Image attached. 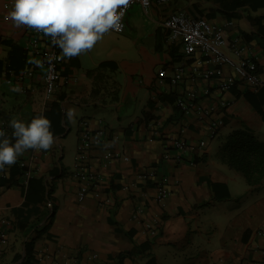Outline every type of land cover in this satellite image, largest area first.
<instances>
[{
	"label": "crops",
	"instance_id": "1",
	"mask_svg": "<svg viewBox=\"0 0 264 264\" xmlns=\"http://www.w3.org/2000/svg\"><path fill=\"white\" fill-rule=\"evenodd\" d=\"M177 10L224 25L230 41L241 38L264 77V0H153L148 11L135 3L126 14L124 30L115 36L116 42L107 54L96 48L98 60L81 77L85 53L64 59L53 101L62 105L66 131L54 136L50 149L27 150L17 158L30 160L35 152L32 177L54 185L52 199L47 194V203L34 200L26 204V192L20 186L23 176L12 174L13 165L1 172L0 219H9L12 226L0 264H45L49 255L52 264H264V238L256 234L264 226V186L253 189L218 156L234 130L224 131L235 115L232 107L222 111L223 125L215 139L196 152H187L181 161L176 159V138L196 143L208 133L195 111L184 114L172 99L189 88H197L204 97L208 86L213 98L221 97L214 81L192 80V60L187 58L185 79L178 84L170 82L184 53L170 40L164 21ZM7 16L2 14L0 24V131L11 138V120L27 125L44 115L53 101L41 105L44 71L30 69L27 28L15 27ZM15 43L26 52L21 70L9 64L11 44ZM107 60L111 62L103 64ZM162 67L166 70L164 80L158 77ZM10 69L24 74L26 82L32 81V89L14 91L8 82L13 78ZM247 91L236 88L225 96L234 100L231 106L236 98L245 99L262 118L246 98ZM262 91L250 92L261 95ZM82 108L87 114H80ZM86 125L92 131L105 129L107 136L89 151L85 164L91 176L90 191L81 200L82 183L75 171L77 151L72 164L66 149L72 131L77 143ZM109 151L113 157L106 156ZM61 158L65 174L52 176L57 165L62 167ZM147 169L154 170L153 178L139 180L138 174ZM164 177L169 179L171 193L159 199L157 184ZM215 183L223 186L214 189ZM226 188L229 196L217 199ZM48 209L41 223L32 228ZM153 227L157 234L150 231ZM28 239H33L29 253ZM145 243L147 248L142 247ZM123 252L132 254L120 260Z\"/></svg>",
	"mask_w": 264,
	"mask_h": 264
},
{
	"label": "built area",
	"instance_id": "2",
	"mask_svg": "<svg viewBox=\"0 0 264 264\" xmlns=\"http://www.w3.org/2000/svg\"><path fill=\"white\" fill-rule=\"evenodd\" d=\"M157 1L165 3L174 0ZM135 3H140L148 11L153 4V0H129L128 5L123 9L120 29L113 30L114 32H122L124 30L126 14ZM12 6L13 0H0V24L3 21L2 14H9ZM164 26L169 30L170 40L180 45L184 53V58L176 66L174 74L170 77V82L178 84L185 79L187 58L192 60L190 71L192 80H204L209 83L214 81V88L221 95L219 98H213L212 87L208 86L204 97L200 96L197 88H189L176 98L175 104L184 114L195 111L199 121L204 122L208 133L207 137L200 139L196 143L189 142L181 137L174 140V149L178 151L176 159L181 161L187 152H196L206 147L210 140L215 139L219 135L223 125L222 111L234 101L231 98H227L225 94L233 92V89L236 88L259 91L264 88V77L260 72L258 61L247 55V48L243 44L242 39L236 38L230 41L226 36L224 25L213 19L206 16L192 17L184 10H177L167 16ZM27 33L29 38L26 52L30 69L37 67L44 71L42 106L46 107L53 100L59 88L62 78L61 66L65 58H62L60 48L54 45L51 38L45 36L43 32L27 29ZM207 64L212 65L206 66ZM9 71L13 78H10L8 82L14 85L15 88H19L25 93L32 89L33 82H26L24 74H17L13 69ZM165 76L166 70L162 67L158 71V77L164 80ZM205 98L208 103H205ZM79 136L75 171L82 183L78 193L79 199L83 200L90 191L89 178L91 177L86 172L85 162L89 159L90 149L94 145L102 144L107 133L105 129L92 131L86 125ZM106 156L113 157L114 154L109 151ZM34 158L35 152L33 151L30 155V160L22 159L20 162V166L24 169L25 186H28L35 171V166L32 162ZM154 175V170L147 169L138 174V179L149 181ZM170 193L169 179L164 177L157 184V197L165 199ZM11 226L12 222L9 219H0V256L5 251ZM150 231L153 234H157L156 227L151 228ZM256 234L264 238V227L259 228ZM262 253L264 255V246L262 247ZM44 262L45 264H52L51 256H47Z\"/></svg>",
	"mask_w": 264,
	"mask_h": 264
},
{
	"label": "clouds",
	"instance_id": "3",
	"mask_svg": "<svg viewBox=\"0 0 264 264\" xmlns=\"http://www.w3.org/2000/svg\"><path fill=\"white\" fill-rule=\"evenodd\" d=\"M129 0H13L6 17L17 28L43 32L61 50L62 58L84 54L105 34L120 29ZM14 91H21L16 88ZM12 136L0 131V171L27 150H48L54 143L51 121L40 114L29 124L11 120ZM14 141V143H13Z\"/></svg>",
	"mask_w": 264,
	"mask_h": 264
},
{
	"label": "trees",
	"instance_id": "4",
	"mask_svg": "<svg viewBox=\"0 0 264 264\" xmlns=\"http://www.w3.org/2000/svg\"><path fill=\"white\" fill-rule=\"evenodd\" d=\"M253 6H257L254 5ZM207 17V16H206ZM209 18V17H208ZM264 33V29H263ZM12 49L10 53V62L11 68L16 70H21L25 65L26 52L22 45L20 44H11ZM110 60L103 62V64L110 63ZM2 63L0 62V67ZM236 89H233L235 91ZM264 88L261 95L257 93L247 91L245 93L246 98L251 102V104L261 113L264 120ZM164 98H167L164 96ZM53 101V100H52ZM172 101H176L173 100ZM176 108L179 107L176 105ZM180 111V109H179ZM44 116H46L51 121V131L53 135H60L66 131V126L63 124L64 112L60 101L54 100L51 103L50 108L45 111ZM10 138V136H8ZM219 158L227 163L232 169L241 173L245 178L247 183L253 187V189H259L264 186V139H261L257 136L253 130L250 128H237L232 130L226 137L225 141L221 145L219 152ZM21 160L17 159V162L13 165L12 174H20L23 176L24 169L20 166ZM62 164V158H61ZM65 174V169L57 165L52 171L51 175L55 177H61ZM223 184L215 183L213 185L214 189ZM20 186L26 192V204L34 200H43L48 202L47 194L50 199H52V194L54 192V185L50 182L46 183L43 179H38L32 177L29 181L28 186L23 183H20ZM226 193L223 196L217 195L216 198H224L229 196V191L226 188ZM37 192L42 193L43 196L38 195ZM57 206L53 203V209L56 210ZM48 211L44 215L39 216L36 221L31 225L32 228H36L41 221L45 218V215L48 214ZM27 253L33 249V239H28L27 243ZM143 248H147L148 244H143ZM131 252H123L119 254L118 258L121 260L127 255H131Z\"/></svg>",
	"mask_w": 264,
	"mask_h": 264
},
{
	"label": "rangeland",
	"instance_id": "5",
	"mask_svg": "<svg viewBox=\"0 0 264 264\" xmlns=\"http://www.w3.org/2000/svg\"><path fill=\"white\" fill-rule=\"evenodd\" d=\"M117 32L110 31L109 33L105 34L103 39L99 41L93 49L85 53L84 59L82 61V67L80 69V77L81 73H84L88 68L92 67L95 61L98 60L95 53L98 51L96 48L100 49V51H103V54H107V50L111 48L112 44L116 42V36ZM42 105V103H41ZM232 109L235 112V115L232 116L228 123L224 126L225 133H229L233 128H250L253 130V132L259 136L261 139H264V120L261 118V116L251 107L250 103H248L243 98H236V102L232 104V106H228L227 108ZM80 114H87L86 108L81 109ZM70 117V115H69ZM75 120L76 116H72ZM74 133V130L68 137V140H70V143L67 145L66 154L67 158L72 164L75 160V154L78 148V139L77 143L72 134ZM220 136L216 140V142L219 140ZM77 144V145H76ZM77 155V154H76ZM244 179V178H243ZM246 183V180H244ZM227 202V201H226ZM259 227V228H263ZM258 228V229H259Z\"/></svg>",
	"mask_w": 264,
	"mask_h": 264
}]
</instances>
